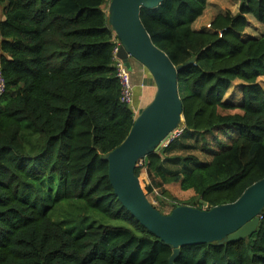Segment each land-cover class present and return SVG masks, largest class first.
Returning a JSON list of instances; mask_svg holds the SVG:
<instances>
[{"label": "trees", "instance_id": "obj_1", "mask_svg": "<svg viewBox=\"0 0 264 264\" xmlns=\"http://www.w3.org/2000/svg\"><path fill=\"white\" fill-rule=\"evenodd\" d=\"M107 1L0 0V264H169L173 249L118 202L103 160L135 118L120 102ZM208 1L140 11L154 45L187 64L182 131L134 172L170 212L231 204L264 178V0L196 31ZM248 15L258 38H242ZM235 82L239 104L224 101ZM172 185L192 196L178 202ZM174 264H264V209L251 237L181 247Z\"/></svg>", "mask_w": 264, "mask_h": 264}, {"label": "water", "instance_id": "obj_2", "mask_svg": "<svg viewBox=\"0 0 264 264\" xmlns=\"http://www.w3.org/2000/svg\"><path fill=\"white\" fill-rule=\"evenodd\" d=\"M164 0H110L108 23L118 43L117 59L130 71V59L151 76L155 93L140 109L125 140L103 157L108 179L122 207L156 238L173 249L174 264L184 246L237 242L257 230L264 209V178L249 186L233 203L206 209L178 206L163 215L145 197L135 168L148 156L166 147L183 119L179 97V73L187 64L175 67L157 48L140 19L141 9L158 7Z\"/></svg>", "mask_w": 264, "mask_h": 264}, {"label": "rangeland", "instance_id": "obj_3", "mask_svg": "<svg viewBox=\"0 0 264 264\" xmlns=\"http://www.w3.org/2000/svg\"><path fill=\"white\" fill-rule=\"evenodd\" d=\"M109 3L110 0L107 1V3L103 8L106 14H108L109 12ZM239 4H240V0H209L202 18L199 20V22L196 25H194V30L196 31L208 30L211 21L218 14H224L225 12H230L232 15H235L238 11ZM246 19L248 23L245 32L242 35V38L246 39V38L260 37L262 34V27L257 22H255L252 16L248 15ZM0 20H2L1 6H0ZM129 63L131 66V70L128 71L130 84L132 85L133 88L136 86L137 87L136 92L139 95H141V90H143V87H141V85L142 84L151 85V83L153 82L152 78L148 74V72L135 60L130 59ZM257 83L264 89V77L259 78ZM240 86H241L240 82L233 83L230 86L229 90L227 91L224 101L230 102L232 104H239L242 98L240 93ZM133 102H134V92H133ZM144 107H146V105ZM141 180L146 181L145 174L141 175ZM169 190L178 200V202H185L192 196L191 193L182 192L179 189L178 185L169 186ZM147 200L154 207L161 210L165 215L170 213L171 203H167L166 201H163L164 204H162L160 201L155 199L153 195L148 196Z\"/></svg>", "mask_w": 264, "mask_h": 264}, {"label": "built area", "instance_id": "obj_4", "mask_svg": "<svg viewBox=\"0 0 264 264\" xmlns=\"http://www.w3.org/2000/svg\"><path fill=\"white\" fill-rule=\"evenodd\" d=\"M118 47H119V43L117 41L116 47L113 51V55H112V63H113V67L115 69V73H116V78L119 82L120 85V102L129 107L135 114V116L138 113V109L134 106V102H133V87L130 84V80H129V75H128V70L125 68L124 64L122 63V61H120L119 59H117L116 54L118 51ZM5 94V82L3 80V77L0 73V98L3 97ZM181 129H176L171 136L169 137L166 145H168L178 134L181 133Z\"/></svg>", "mask_w": 264, "mask_h": 264}, {"label": "crops", "instance_id": "obj_5", "mask_svg": "<svg viewBox=\"0 0 264 264\" xmlns=\"http://www.w3.org/2000/svg\"><path fill=\"white\" fill-rule=\"evenodd\" d=\"M199 20H197L193 24V29H194V25H196L199 22ZM141 87H143V90H141V95H139L136 92V89H137L136 86L134 87L135 90H133V92H134V104L137 107L138 111L140 109H142L147 104V102L150 101V99H152V97L154 96V93H155V87L153 85V82L151 83V85L150 84H147V85L142 84Z\"/></svg>", "mask_w": 264, "mask_h": 264}]
</instances>
